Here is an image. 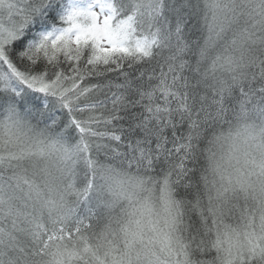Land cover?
<instances>
[{
    "label": "snow or ice",
    "instance_id": "obj_1",
    "mask_svg": "<svg viewBox=\"0 0 264 264\" xmlns=\"http://www.w3.org/2000/svg\"><path fill=\"white\" fill-rule=\"evenodd\" d=\"M0 264H264V0H0Z\"/></svg>",
    "mask_w": 264,
    "mask_h": 264
}]
</instances>
